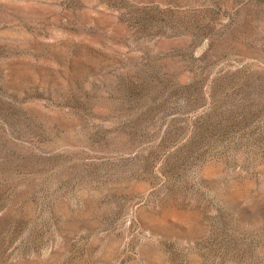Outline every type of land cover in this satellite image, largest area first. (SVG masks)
I'll return each instance as SVG.
<instances>
[{"label":"rangeland","instance_id":"374dc122","mask_svg":"<svg viewBox=\"0 0 264 264\" xmlns=\"http://www.w3.org/2000/svg\"><path fill=\"white\" fill-rule=\"evenodd\" d=\"M0 264H264V0H0Z\"/></svg>","mask_w":264,"mask_h":264}]
</instances>
